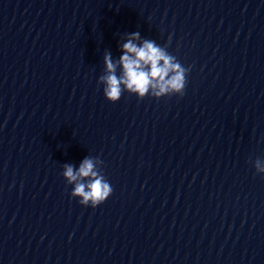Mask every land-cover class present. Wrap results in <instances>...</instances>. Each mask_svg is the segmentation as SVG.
Returning <instances> with one entry per match:
<instances>
[{"label":"clouds","instance_id":"1","mask_svg":"<svg viewBox=\"0 0 264 264\" xmlns=\"http://www.w3.org/2000/svg\"><path fill=\"white\" fill-rule=\"evenodd\" d=\"M139 40V32L128 34L117 62H113L110 53L105 54L106 75L99 78V82L104 85L105 98L116 103L125 90L139 99L148 95L156 99L183 96L190 68L182 66L175 56L155 41L144 40L137 44ZM117 65L122 67L120 76L116 74ZM98 163L103 162L98 158L85 157L78 169L70 164L64 165L62 175L67 184L73 185L71 196L79 198V203L86 207L96 208L103 204L113 191L102 171L97 168ZM254 168L256 173L264 174V159L257 158Z\"/></svg>","mask_w":264,"mask_h":264}]
</instances>
